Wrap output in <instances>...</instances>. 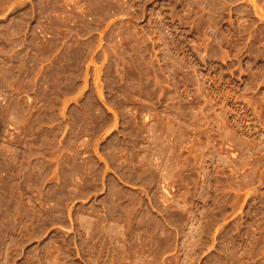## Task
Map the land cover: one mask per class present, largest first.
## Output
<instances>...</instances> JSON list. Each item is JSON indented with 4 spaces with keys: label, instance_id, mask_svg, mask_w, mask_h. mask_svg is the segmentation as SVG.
<instances>
[{
    "label": "rangeland",
    "instance_id": "374dc122",
    "mask_svg": "<svg viewBox=\"0 0 264 264\" xmlns=\"http://www.w3.org/2000/svg\"><path fill=\"white\" fill-rule=\"evenodd\" d=\"M0 264H264V0H0Z\"/></svg>",
    "mask_w": 264,
    "mask_h": 264
}]
</instances>
